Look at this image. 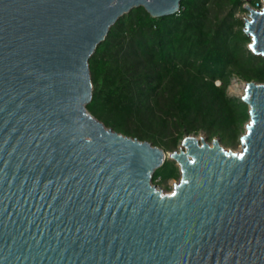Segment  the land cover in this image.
Here are the masks:
<instances>
[{"label": "water", "instance_id": "obj_1", "mask_svg": "<svg viewBox=\"0 0 264 264\" xmlns=\"http://www.w3.org/2000/svg\"><path fill=\"white\" fill-rule=\"evenodd\" d=\"M182 0H0V264H264V83L245 82L242 150L166 152L87 110L90 59L136 7ZM263 7L246 4L264 56ZM167 158L171 193L153 183Z\"/></svg>", "mask_w": 264, "mask_h": 264}, {"label": "trees", "instance_id": "obj_2", "mask_svg": "<svg viewBox=\"0 0 264 264\" xmlns=\"http://www.w3.org/2000/svg\"><path fill=\"white\" fill-rule=\"evenodd\" d=\"M261 0H182L178 14L152 17L136 7L110 29L90 59L93 98L87 110L107 127L166 152L204 131L237 141L249 106L230 97L233 77L264 83V56L237 16ZM221 84L217 85L216 82ZM180 175L167 159L153 181Z\"/></svg>", "mask_w": 264, "mask_h": 264}, {"label": "rangeland", "instance_id": "obj_3", "mask_svg": "<svg viewBox=\"0 0 264 264\" xmlns=\"http://www.w3.org/2000/svg\"><path fill=\"white\" fill-rule=\"evenodd\" d=\"M257 7V6H256ZM263 7V2L261 0V5L259 8ZM238 17H240L243 21H244V24H245V19L246 18H249V11H242V12H239L237 14ZM243 29H245V25L243 27ZM251 43V42H250ZM249 43V44H250ZM245 81H242L240 80L239 78L237 77H233L232 80H231V83L228 87V95L230 97H236V98H239L242 100V97L244 95V91H245ZM249 122V121H248ZM247 122V123H248ZM246 123V124H247ZM246 126V125H245ZM245 131L246 129L243 131L242 135L240 136V138L233 142V143H230V144H225L222 142V144L227 148V149H230V150H233L235 152H240L242 150V143H241V138L242 136L245 134ZM191 135H194L196 136L197 138H199L200 140H202L203 138H206V140L209 142V143H213V140L215 138H219V137H215L213 139H209L208 137V134L204 131H201L199 134H191ZM183 147V140L180 142V144L177 146L176 149L172 150V151H168V152H173V151H178L180 150L181 148ZM167 159H170V158H167ZM172 160V159H170ZM175 161V160H173ZM176 162V161H175ZM176 164L178 165V163L176 162ZM179 166V165H178ZM180 169V167H179ZM180 176H181V172H180V175L179 177L177 178H171V179H168L166 181H161L160 179L158 181H153V183L155 185H157L158 188L162 189L165 193H171L173 191V187L175 185V183L179 182L180 180Z\"/></svg>", "mask_w": 264, "mask_h": 264}, {"label": "built area", "instance_id": "obj_4", "mask_svg": "<svg viewBox=\"0 0 264 264\" xmlns=\"http://www.w3.org/2000/svg\"><path fill=\"white\" fill-rule=\"evenodd\" d=\"M259 7H260V6H259ZM259 7H257V8H259ZM216 84H217V85H220V84H221V82H220V81H217V82H216Z\"/></svg>", "mask_w": 264, "mask_h": 264}, {"label": "bare ground", "instance_id": "obj_5", "mask_svg": "<svg viewBox=\"0 0 264 264\" xmlns=\"http://www.w3.org/2000/svg\"><path fill=\"white\" fill-rule=\"evenodd\" d=\"M244 89H245V91H244V95L243 96H245V94H246V84H245V88Z\"/></svg>", "mask_w": 264, "mask_h": 264}]
</instances>
